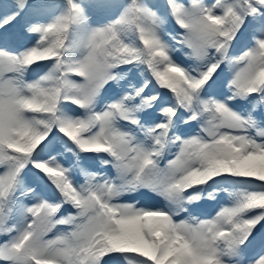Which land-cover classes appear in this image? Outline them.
Returning <instances> with one entry per match:
<instances>
[{
  "label": "snow or ice",
  "instance_id": "snow-or-ice-1",
  "mask_svg": "<svg viewBox=\"0 0 264 264\" xmlns=\"http://www.w3.org/2000/svg\"><path fill=\"white\" fill-rule=\"evenodd\" d=\"M122 262L264 264V0H0V264Z\"/></svg>",
  "mask_w": 264,
  "mask_h": 264
},
{
  "label": "rangeland",
  "instance_id": "rangeland-1",
  "mask_svg": "<svg viewBox=\"0 0 264 264\" xmlns=\"http://www.w3.org/2000/svg\"><path fill=\"white\" fill-rule=\"evenodd\" d=\"M205 2L206 3H211V0H205ZM44 63H50V62H44ZM28 78L29 79L34 78V75L33 76H29ZM137 198L141 201V204H145V205L156 204L157 206H160V205L163 204V201L160 200L159 197H156V198H154L152 200H149L145 196H139ZM131 199H132V197H129V196L122 197V200L125 201V202L130 201ZM220 200H221V203H227L228 202V196H227V194L226 193H221ZM215 207H216L215 203H212L211 206H206V210L204 212H201L200 213L201 218H207V213L208 212H212V209L215 208ZM181 215L184 216V214H181ZM122 264H123V262H122Z\"/></svg>",
  "mask_w": 264,
  "mask_h": 264
}]
</instances>
